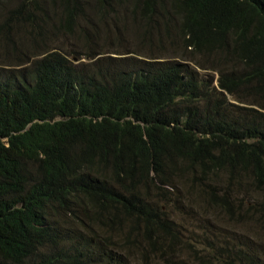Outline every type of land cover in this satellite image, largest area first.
<instances>
[{
  "label": "trees",
  "instance_id": "1",
  "mask_svg": "<svg viewBox=\"0 0 264 264\" xmlns=\"http://www.w3.org/2000/svg\"><path fill=\"white\" fill-rule=\"evenodd\" d=\"M109 31L133 37L147 62L104 66L112 59L91 52ZM31 36L47 39L25 49ZM54 37L79 52L51 51ZM0 43V264H123V249L140 246L128 230L162 258L180 243L167 189L178 176L230 220L250 212L264 229V196L234 212L241 201L215 187L225 170L264 191V0H0ZM127 51L112 54L137 56ZM215 260L264 264L239 241Z\"/></svg>",
  "mask_w": 264,
  "mask_h": 264
},
{
  "label": "rangeland",
  "instance_id": "2",
  "mask_svg": "<svg viewBox=\"0 0 264 264\" xmlns=\"http://www.w3.org/2000/svg\"><path fill=\"white\" fill-rule=\"evenodd\" d=\"M112 19V18H111ZM110 33L107 36H110V42L107 43L104 48H96L91 52L94 53L98 51L102 54L103 58H109L112 60L106 61L104 66H112L118 69L123 68L124 70H134L143 66L146 61L145 56L147 53L142 50L141 47L134 48L135 39L131 36H127L125 41H119L114 36V31H109ZM51 33V32H50ZM113 37V40H112ZM33 42L30 40L23 42V47L27 49V47L34 44H41L45 41V37L36 38L34 41V37L31 36ZM48 49L53 51L54 49H61L63 52H67L72 56H75L77 52H79V47L71 40L66 37H54L48 38ZM104 41L108 40H102ZM36 42V43H35ZM80 46H83L80 42H78ZM115 43V44H113ZM127 43V44H126ZM98 44H102L99 42ZM113 44V45H112ZM139 42L137 41V45ZM172 44H167L166 47H170ZM0 47H3L0 43ZM177 45H172L171 49H176ZM8 51L12 49L10 45L6 47ZM129 50L130 53H137L135 55H116L112 53H127ZM170 50V49H168ZM160 52V51H159ZM166 55V54H164ZM70 59V58H69ZM75 66L81 69L82 72H85L87 69L91 67L89 65V60L79 59L77 62H74ZM119 66V67H118ZM2 71L6 74H10L12 72L11 67L4 69ZM11 70V71H8ZM12 74H15L12 72ZM197 78L201 81V83H208L209 89L213 87L215 90L219 92L218 88V78L213 76L210 72H197ZM208 88V85L205 84ZM210 91V90H209ZM210 100L212 99L213 93H209ZM227 102L233 103L229 96H225ZM253 103H257L258 101H252ZM217 185L216 188L221 191L224 190V187H228L230 189V194L232 199H234V205H237L238 202L241 201L242 205L239 208L235 207V211L245 210L249 207V203L252 201L259 202L260 199L264 196V191L254 190V186L250 183L248 177L240 178L238 180V185L234 181L229 182L228 174L225 170H217ZM175 185V189L167 187L168 190L173 191V195H175L174 199H176V203L180 207L179 213H173L174 219L177 223L176 228H178V239L180 243H174L169 253L162 258L155 253L149 252V250H144L142 246H147L148 243L142 239L141 235H137L130 230L127 231L126 234H129V240L135 241L136 244H139V247L129 246L125 247L124 253L122 254V262L123 264H220L216 262V252L220 247H223L225 244H235L236 241L239 243H245L256 252H258L264 258V229L260 230V226L255 223V217L251 215V213H243L237 217V220H230L227 217L226 213H223V210L217 207L208 206L205 202V196L200 194V200L197 197L199 187L195 184L189 183L186 177H174L171 182ZM200 188H204L200 185ZM98 237H102V234H96ZM124 235V232L119 231L115 236L112 237V242L119 243L121 237ZM211 239L213 242V246L211 248L207 247L205 244V239ZM209 241V240H208ZM91 243L95 244L94 241ZM185 243V246L183 245ZM118 248H121L117 246ZM111 251V250H110ZM115 252L116 255L121 257L119 253L116 251H111L110 253ZM232 257V256H231ZM169 258L175 259V262L169 261L166 263L165 261ZM180 259V261H177Z\"/></svg>",
  "mask_w": 264,
  "mask_h": 264
}]
</instances>
